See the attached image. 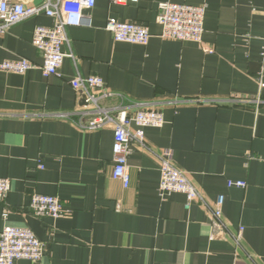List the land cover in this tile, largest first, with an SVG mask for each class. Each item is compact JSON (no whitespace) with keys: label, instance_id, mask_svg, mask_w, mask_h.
Wrapping results in <instances>:
<instances>
[{"label":"crops","instance_id":"obj_1","mask_svg":"<svg viewBox=\"0 0 264 264\" xmlns=\"http://www.w3.org/2000/svg\"><path fill=\"white\" fill-rule=\"evenodd\" d=\"M164 1L206 6L201 42L161 37ZM84 13L87 23L67 27L59 75H44L32 43L52 17L0 34V65H35L24 74L0 67V177L11 181L0 233L27 226L47 244L41 260L15 264H264V0H96ZM110 18L148 26L149 43L116 41ZM78 75H98L126 103L164 114L162 126L144 128L143 145L132 143L128 187L113 177V127L83 129L72 114ZM164 151L204 197L190 208L184 193L159 191ZM237 180L246 186H228ZM34 193L58 197L69 215L36 216ZM219 195L224 227L213 229L207 205Z\"/></svg>","mask_w":264,"mask_h":264},{"label":"built area","instance_id":"obj_2","mask_svg":"<svg viewBox=\"0 0 264 264\" xmlns=\"http://www.w3.org/2000/svg\"><path fill=\"white\" fill-rule=\"evenodd\" d=\"M112 1L116 4H125L128 0ZM95 5L96 0H45L42 5H25L11 0H0V34L6 32L13 24L42 12L52 17L54 19L52 26L35 27L32 43L44 59L41 66L44 75H59L65 57L70 56L63 51V46L68 41L67 27L87 23L88 18L84 10L92 9ZM205 11L204 4L161 2L156 17L162 28L161 37L201 42ZM106 29L113 34L116 41L147 45L151 38L148 26L137 22L110 18ZM34 66L26 58L6 60L0 65L4 71L20 74L28 72ZM72 86L82 100L78 110L72 113L77 115V124L88 130L113 127V177L128 187L130 184L128 159L132 153V143L138 141L143 145L144 128L162 126L165 123L164 114L154 108H147L142 103H126V98L121 93L111 90L98 75L87 77L78 75L72 80ZM112 98H118L119 102L112 106L105 105V101ZM132 109L135 111L132 112ZM133 124L136 128L132 127ZM159 158L161 160L159 191L162 195L184 193L187 208H190L193 201L204 199L190 178L174 165L170 151H164ZM228 186L245 187L246 182L228 181ZM10 188V179L0 177V201H5ZM223 204L224 195H219L213 205H207L212 215L213 229L224 227ZM30 208L41 218L56 219L69 215V211L64 208L58 197L42 193L32 195ZM8 214L9 211L4 209L3 218L7 219ZM236 241L239 242V238L236 237ZM46 246V242L39 239L31 228L6 224L0 233V264H15L20 259L39 261L44 256Z\"/></svg>","mask_w":264,"mask_h":264}]
</instances>
